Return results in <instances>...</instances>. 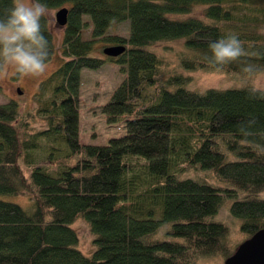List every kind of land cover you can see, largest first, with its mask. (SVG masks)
Instances as JSON below:
<instances>
[{"label": "trees", "instance_id": "obj_1", "mask_svg": "<svg viewBox=\"0 0 264 264\" xmlns=\"http://www.w3.org/2000/svg\"><path fill=\"white\" fill-rule=\"evenodd\" d=\"M67 8L64 58L34 91L43 125L33 128L13 99L0 102V195L25 194L28 208L0 196V264H192L199 256H227L228 226L214 218L225 197L249 236L264 226V90L189 89L181 72L160 78L162 59L148 47L181 38L186 70L245 75L264 71V0H41ZM13 0H0V17ZM202 5L199 15L188 13ZM127 20V35L107 33ZM90 27L89 37L81 30ZM50 55L55 44L42 20ZM235 35L244 55L213 67L209 43ZM122 44V80L100 105L124 132L104 143L78 140L79 68L104 60L94 40ZM102 51V50H101ZM249 69V70H246ZM163 81V83H162ZM161 82V83H160ZM167 85H173L168 88ZM32 116V115H31ZM209 171L217 183L181 176ZM27 172V173H25ZM243 191L238 197L237 192ZM84 219L93 234L89 254L71 226ZM244 237V238H245Z\"/></svg>", "mask_w": 264, "mask_h": 264}, {"label": "rangeland", "instance_id": "obj_2", "mask_svg": "<svg viewBox=\"0 0 264 264\" xmlns=\"http://www.w3.org/2000/svg\"><path fill=\"white\" fill-rule=\"evenodd\" d=\"M202 5L196 4L188 13H168L170 17H181L186 15H199ZM56 8H47V18L50 29L53 34L55 50L53 55L47 61L46 71L38 76H24L8 66H0V102L13 99L17 105L20 115L28 116V123L33 128L43 125L42 120L34 112L35 100L34 91L41 79H43L52 69H54L64 58L60 54V44L63 26L58 25L54 20V11ZM90 27L87 26L81 30L83 38L89 37ZM107 33H115L121 36L127 35V20L123 19L115 22L107 29ZM105 42L95 39V48L90 52L91 55L102 57L104 60L96 68H79V115H78V140L85 143H104L108 137L119 135L124 132L123 120L120 116L112 122H108L105 113L101 112L100 105L108 98L112 89L124 77V71L119 69V64L106 58L101 51V46ZM162 59L160 68V78L167 75L181 72L187 81L184 86L189 89L203 90L207 87L225 88L251 86L264 90V71L245 75L236 73H224L220 71H207L203 69L186 70L178 65V59L182 54L187 53L181 38L160 39L151 43L148 47ZM161 83V82H160ZM163 83V81H162ZM172 88L173 85H167ZM32 115V116H31ZM27 173V172H25ZM181 176L202 177L210 182L217 183V180L209 171L200 169H188L180 173ZM243 195V191L237 192L238 197ZM258 195L264 197V189ZM2 198L18 203L23 208H28L30 200L25 194H3ZM218 211L214 215L217 220L223 221L228 226V242L230 245L240 242L245 237V232L239 229L240 217L234 216L228 211V204L234 196L225 197ZM71 226L78 235L77 246L85 253L89 254L94 245L87 222L81 217L71 222ZM223 256L212 254L209 256H199L195 258L192 264H222Z\"/></svg>", "mask_w": 264, "mask_h": 264}, {"label": "clouds", "instance_id": "obj_3", "mask_svg": "<svg viewBox=\"0 0 264 264\" xmlns=\"http://www.w3.org/2000/svg\"><path fill=\"white\" fill-rule=\"evenodd\" d=\"M47 14V5L41 0H13L11 8L0 17V66L33 77L46 71L50 47L42 20ZM209 49L207 59L213 67L227 65L244 55L235 35L210 42Z\"/></svg>", "mask_w": 264, "mask_h": 264}, {"label": "water", "instance_id": "obj_4", "mask_svg": "<svg viewBox=\"0 0 264 264\" xmlns=\"http://www.w3.org/2000/svg\"><path fill=\"white\" fill-rule=\"evenodd\" d=\"M67 8L60 6L54 11V20L58 25H64ZM122 44H110L102 47L106 55H116L123 50ZM2 264H16L4 262ZM222 264H264V226L256 229L249 236L238 242L232 251L223 258Z\"/></svg>", "mask_w": 264, "mask_h": 264}]
</instances>
